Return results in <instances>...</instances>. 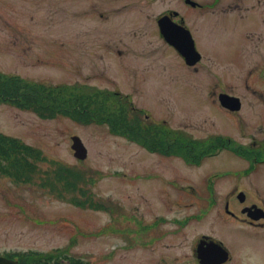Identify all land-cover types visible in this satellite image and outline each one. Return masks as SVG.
I'll return each mask as SVG.
<instances>
[{
  "label": "rangeland",
  "instance_id": "rangeland-1",
  "mask_svg": "<svg viewBox=\"0 0 264 264\" xmlns=\"http://www.w3.org/2000/svg\"><path fill=\"white\" fill-rule=\"evenodd\" d=\"M233 1L243 3L224 0L204 12L226 14V21L237 23L244 22L247 14L264 15V0H249L246 6L251 9L240 8L242 17L225 11ZM177 2L0 0V75L34 84L118 89L128 94L133 105L170 116L174 128L188 126L197 130L196 135H206L202 133L206 130L239 135L264 109L250 101V94L264 92V81L239 65L216 67L212 61L213 57L222 59L220 63L230 56L238 59L234 54L238 34L224 35L226 30L216 27L223 24L222 17L208 18L204 32L197 34L206 56L194 68L185 65L157 38L153 22L160 12L179 8ZM191 11L186 15L199 28L198 11ZM241 26L235 25V30ZM246 28H251L246 32L259 31L264 26ZM224 47L233 50L223 52ZM255 49L247 44L248 54ZM210 89L217 90L215 97L223 89L242 95L246 103L240 117L222 122L215 105L204 99ZM75 135L87 149L83 160L73 155ZM1 136L33 148L36 169L25 173V180L0 173V247L43 253L67 249L91 264H181L190 258L192 242L203 234L221 238L237 259L253 256L264 262V233L229 223L224 212L225 204L237 211L239 204L231 194L243 189L240 184L250 185L251 192L258 187L263 197L249 196L247 202L264 205V165H258L251 178L219 184L212 203L202 192L191 193L189 186L202 189L199 182L208 168L241 165L231 151L203 166H191L177 157L148 154L110 132L107 125L65 116L43 118L6 99L0 100ZM61 167L72 172H61ZM182 186L188 189L183 191ZM93 203L105 208L96 209ZM209 206L213 209L202 221L179 226L177 219L183 214ZM155 221L156 228L144 229ZM253 242L258 247L252 255Z\"/></svg>",
  "mask_w": 264,
  "mask_h": 264
},
{
  "label": "flooded vegetation",
  "instance_id": "flooded-vegetation-1",
  "mask_svg": "<svg viewBox=\"0 0 264 264\" xmlns=\"http://www.w3.org/2000/svg\"><path fill=\"white\" fill-rule=\"evenodd\" d=\"M241 1L243 3L233 1L225 11H230V13L235 15L242 11L240 8L251 9V7L246 6L249 0ZM221 2H224V0H178L177 3L180 6L179 8L174 9L170 7L155 16L153 22L157 38L177 54L185 65L194 68L201 62L202 58L206 56L199 45L197 34L204 32V24L208 18L217 19L222 17L224 18L223 24L220 26L216 25V27L221 31L226 30V32H222L224 35L229 33L238 34L237 49L234 53L237 55L238 59H233L232 56H230L223 58V60L228 61H221L222 63H220L222 59L213 57L212 61L215 60L216 67L228 64L230 67L237 68L236 65H239L247 69L249 71L248 74L255 72L256 79L264 81V29L246 32V30L251 29L246 27H253L258 23H262L264 26V15L248 16L247 14L244 22L237 23L232 19L226 21L224 17L226 14H218L214 15V17L211 12H204L205 9L212 10ZM191 10L198 11V20L201 19L199 28L198 25L194 26L186 15V12H192ZM199 11L202 13L200 14ZM239 17H242V15L239 14ZM235 25L243 26L236 31ZM192 26H194L195 29ZM247 44H254L256 46L255 52L251 51L249 52L250 54H248ZM232 50L233 47L230 49L228 47L223 48V52H232ZM254 79L255 78H252V80ZM216 92V89H210L204 96V99L215 105L222 122L226 121L227 118L240 117V111L246 103L243 96L223 89V91H219L215 97ZM250 96V101L254 103L259 102L264 108V92H256L250 94ZM222 97H225L226 101L222 102ZM135 109L140 111V109L136 107ZM142 114L141 116L138 114L135 118L136 137L130 142L148 154L154 156L159 155L168 159L177 157L186 164L188 162H193L188 164L192 166H203L210 162L211 159L215 158L221 151L228 150L234 153L233 150L244 149V153L238 152V154L247 155L248 157H239V163L241 165L226 167L227 169L240 170L244 168L243 171L246 172L247 169H249V171L251 170L252 165H264V109L259 114H256V116H253L252 123H248L249 125L243 127L239 131V135L234 134L233 131L230 130H206L202 132L206 135H196L197 130L193 131L189 129L188 126L180 128L172 127L171 118L167 116V114L161 113L157 116L154 109L149 110L148 113L143 112ZM206 150L219 151L215 154L204 156V151ZM220 169V167H213L206 170H208L209 173L212 170ZM221 175L222 174L216 175L214 179L210 177L206 180L201 179L199 184L202 189H200L199 186H197V188L195 186H189L191 193L194 194L199 191L203 193H200L202 197L215 199L217 198L216 194L219 184L230 182V179L233 178L238 181L251 178L249 176L236 178L239 176L234 174L228 176ZM152 179H154V177H152ZM235 185L239 187V183ZM240 185L243 189L236 188L237 190L231 194L234 200L237 201V204H239V206H237V211H231L228 208V204H225V215L230 217L227 221L233 224L237 222L240 225H245L244 227L254 234H262L264 233V205H260L256 201L247 202V200L249 196L256 195V197H263V195L260 193L258 187L255 189V192H251L250 185ZM170 186H172V183H170ZM186 189L182 186L183 191H186ZM240 197H242L243 200H239ZM211 202L213 203L214 200ZM253 205L263 210V214H257V219H251L247 216V212H242L245 207ZM212 209V206L205 208L197 207L195 211L183 214L178 220H181L184 226H188L192 220L198 222L204 219V215L208 214ZM254 243L255 242L252 243L250 250V254L252 255V251H255L252 249L258 247L257 245L254 246ZM144 244H146V241H144ZM55 251L56 252L53 253H43L42 250L0 247V264H91L88 262V259L82 260L78 255L67 252V249ZM63 251H65V253H63ZM262 254L264 255V253ZM250 260L254 264H264L263 261H258L254 259L253 256H251L249 260L237 259L236 252L231 251L221 238L213 239L208 235L201 234L197 241L192 242L190 258L186 257L181 264H245L246 261Z\"/></svg>",
  "mask_w": 264,
  "mask_h": 264
},
{
  "label": "trees",
  "instance_id": "trees-1",
  "mask_svg": "<svg viewBox=\"0 0 264 264\" xmlns=\"http://www.w3.org/2000/svg\"><path fill=\"white\" fill-rule=\"evenodd\" d=\"M67 93V91L56 87L48 88L16 78L5 80L0 75V100L6 99L19 108L33 110L43 118H53L60 113L72 115L78 121H86L88 113L82 112V108L76 110V105L80 104L87 107L88 100L86 98L79 100L78 97L82 96L79 91H75L70 95H67ZM92 103L96 105L95 110L100 108L97 100H93ZM70 108H73L74 111ZM33 151V148L16 138L1 136L0 173L10 175L15 180H25V173L32 174L36 169L34 164L36 154ZM60 171L72 172L67 167H61Z\"/></svg>",
  "mask_w": 264,
  "mask_h": 264
},
{
  "label": "water",
  "instance_id": "water-1",
  "mask_svg": "<svg viewBox=\"0 0 264 264\" xmlns=\"http://www.w3.org/2000/svg\"><path fill=\"white\" fill-rule=\"evenodd\" d=\"M72 148L74 149V154L77 158L83 159L86 156V149L83 146L82 142L77 136L72 137Z\"/></svg>",
  "mask_w": 264,
  "mask_h": 264
}]
</instances>
